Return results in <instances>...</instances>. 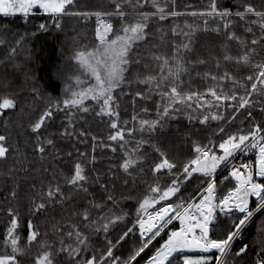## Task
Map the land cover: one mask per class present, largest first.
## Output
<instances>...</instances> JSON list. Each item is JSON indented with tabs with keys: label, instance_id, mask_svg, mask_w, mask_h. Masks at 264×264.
Segmentation results:
<instances>
[{
	"label": "snow or ice",
	"instance_id": "1",
	"mask_svg": "<svg viewBox=\"0 0 264 264\" xmlns=\"http://www.w3.org/2000/svg\"><path fill=\"white\" fill-rule=\"evenodd\" d=\"M0 16L25 25L45 18L11 44L8 26L0 27L7 50L0 59V176L12 185L0 209L8 218L0 264H243L250 255L251 264H264V0H206L192 11L179 10L177 0H99L96 7L82 0H0ZM67 21L74 22L77 74L65 79L62 66H52L50 78L64 84L58 95L15 58L38 35L66 36ZM89 23L91 44L77 31ZM202 36L219 41L203 56L197 55ZM210 64L214 71H198ZM193 78L207 86L195 87ZM133 84L146 91L133 96ZM123 96L133 105L158 97L155 117L147 118L144 107L143 115L122 119ZM90 114L107 122L106 140L83 124L77 129ZM61 115L59 130L51 131ZM12 128L21 129L23 146L12 140ZM73 138L91 140V153L62 154L57 142ZM177 142L186 153L169 147ZM98 147L119 149V162L91 175ZM65 156L73 160L67 171L60 167ZM32 171L49 175L37 184ZM254 225L251 247L244 242L237 249Z\"/></svg>",
	"mask_w": 264,
	"mask_h": 264
},
{
	"label": "trees",
	"instance_id": "2",
	"mask_svg": "<svg viewBox=\"0 0 264 264\" xmlns=\"http://www.w3.org/2000/svg\"><path fill=\"white\" fill-rule=\"evenodd\" d=\"M238 2H250L254 4H259V0H238ZM82 4L85 7H96L99 6V0H82ZM206 5V0H177V6L179 10L182 11H192V10H199L202 9ZM190 6V7H189ZM44 17H34L29 25H25L24 21L18 17H3L0 16V27L7 25L9 28V31L11 32V35H8L4 37L9 41L11 44L14 40L16 33H23V32H31L34 31V28L32 25L43 22ZM188 22L191 23L192 19L189 17L187 18ZM185 20L182 18L180 20H177L176 23L183 24ZM74 22L73 21H67L65 25V35H59L53 33L52 35L48 34H41L37 37L27 41L24 48H21L17 52L16 56V62L25 65L26 67H30L31 69L35 70L36 74V80L39 82L41 87L47 88L50 92H54L55 94H61L60 90L63 89L64 84L62 81H54L51 79V69L54 64H60L63 69V76L65 79L67 77H71L75 74H77V68L75 63L71 60V57L73 55V52L75 48L77 47L76 43H73L71 41L72 33V27ZM77 31L81 34L82 37H86L87 42L91 44L92 41V24L89 23L87 26H78ZM170 39V38H169ZM83 41H81L82 43ZM219 41L214 40L212 37L202 36L201 37V45L202 47H199L197 49V55H206L207 54V48L212 47L214 48L216 44H218ZM28 49H31V59L29 61L28 57ZM66 49L63 53V56H61V50ZM164 52H168L171 49L169 47H163L162 49ZM235 50V48H234ZM7 55V50L0 46V59H3ZM214 71L211 64L208 68H200L198 71L201 72V74L204 71ZM0 75H2V72H0ZM18 79H21L19 75L17 76ZM194 79V86L203 90L207 83L206 81L201 80H195ZM130 91L133 96L136 91H146L143 85H137L133 84ZM158 101V97L153 96L149 100H140L139 98L135 99V105H133L132 98L130 96H123L120 99V106H121V113H122V119H131V115L133 113H143L141 112V109L144 107H147L149 109V115L147 118H154L155 117V105ZM42 107V105H37V108L39 109ZM255 115V113H254ZM33 118H35V113L33 114ZM63 116L61 115L55 122V124L52 126L51 131L57 132L60 128V124L63 122ZM257 121L261 119L260 116L256 117ZM25 127L27 126L28 120L27 118L24 119ZM175 121L172 122V127L175 128L176 126ZM186 121L183 117H181V127H183V124H185ZM83 124V127L89 132L90 135H95L97 137H102L106 140L107 135L109 133V127L107 125L106 121H101L97 119L96 117L92 116L91 114L86 118V123L78 121L77 122V129L79 130L81 128V125ZM214 127V125H213ZM0 131H3V128L0 127ZM12 134V140L16 141L19 140L21 142V146H23V135H21V129L18 128H12L11 129ZM208 135H211V129L208 130ZM91 140H88L87 143L77 141L75 138H73L71 141H58L57 147L61 150L62 154L67 152L73 153V159L77 157V149L80 152H89L91 153ZM169 147L176 151L177 153L187 152V146L184 144H180L177 142L176 144H170ZM28 152L31 153V149H28ZM97 166L91 173V175H95L97 173H105L107 174V170L109 167H112L116 165L119 162L120 157V150H117V153L113 154L108 149H100L97 148ZM29 158H33L31 155ZM111 160V164L109 161ZM73 160L69 159L65 156L64 161L60 164V167L64 168L65 171H67ZM10 163V162H9ZM39 167V164L36 165ZM4 170V165H0V171ZM119 174V173H118ZM30 177H36L35 183L39 184L41 179H44V177L48 176L49 173H44L43 176L36 173L35 171H32L30 174ZM110 175V174H109ZM6 179L4 176H0V209H5L7 207L6 202L4 201V196L7 195V190L11 188V180ZM221 179V177L218 176V182ZM30 180H24L21 182L22 189H27L28 184ZM48 181L45 180V183ZM116 183L118 184L119 190L124 191L125 189L122 187L120 180H117ZM223 190V189H222ZM137 196L142 194V191L138 189L135 193ZM78 203H84L83 200L79 201ZM134 201L126 202L125 204V210L132 212L133 209L131 207V204H133ZM21 212L22 214L26 215V209L21 206ZM7 216L4 211H0V235L3 234L4 226L7 221ZM41 228H44L45 221L43 218L39 221ZM26 229L22 231L21 236L22 240L24 237H26ZM255 235V225L250 228L248 231L245 232L244 238L242 241L238 242L236 247L237 249L242 245L244 242L250 243V238ZM97 247L101 246L99 243L96 245ZM251 247V243H250ZM253 256H249L243 264H247Z\"/></svg>",
	"mask_w": 264,
	"mask_h": 264
},
{
	"label": "built area",
	"instance_id": "3",
	"mask_svg": "<svg viewBox=\"0 0 264 264\" xmlns=\"http://www.w3.org/2000/svg\"><path fill=\"white\" fill-rule=\"evenodd\" d=\"M252 259H253V258H252ZM252 259H251L247 264H251Z\"/></svg>",
	"mask_w": 264,
	"mask_h": 264
}]
</instances>
